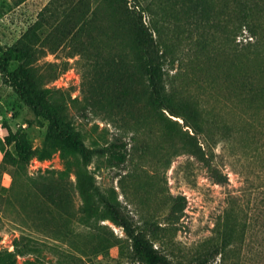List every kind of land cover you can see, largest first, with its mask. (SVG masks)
Masks as SVG:
<instances>
[{"label": "rangeland", "instance_id": "rangeland-1", "mask_svg": "<svg viewBox=\"0 0 264 264\" xmlns=\"http://www.w3.org/2000/svg\"><path fill=\"white\" fill-rule=\"evenodd\" d=\"M197 2L156 0L166 10L143 16L167 28L173 101L161 108L150 103L151 58L129 23L134 0H0V50L39 25L36 72L88 147L57 132L0 67V264H144L113 211L171 260L194 264L221 242L230 210L234 240L208 264H264V127H246L226 65L190 67L196 21L211 31L213 55L223 39L211 9L210 20H186L193 38L172 31L169 13ZM114 141L127 144L122 163L106 149Z\"/></svg>", "mask_w": 264, "mask_h": 264}, {"label": "trees", "instance_id": "trees-1", "mask_svg": "<svg viewBox=\"0 0 264 264\" xmlns=\"http://www.w3.org/2000/svg\"><path fill=\"white\" fill-rule=\"evenodd\" d=\"M134 1L135 9L128 12V18L133 35L144 42L142 50L151 58L146 65L150 103L154 107L167 108L173 101L164 79L163 56L165 47L168 46L167 28L162 21L154 19L151 21L153 27L150 29L143 20L147 11L155 14L160 13L156 8L161 7L163 12L166 8L164 5L156 6V0H151L147 4L142 0ZM210 9L212 18L218 19L217 22L214 21L217 32H223L221 46L216 49L214 55L208 49V37L211 31L207 29L206 23L195 22L196 30L200 32L197 39L193 38L195 27L191 29L186 25V20L197 16L198 13L203 20L207 17L210 20L211 16L208 12ZM139 16L140 20L137 19ZM169 16L173 19L172 31L176 33L175 35L181 37V34L186 33V39H195L193 42L195 56L190 61V67L204 68L203 66L206 67L207 64L217 62L216 69L220 71L226 65L232 89L246 105L244 113L246 127L249 130L264 127V0H203L202 3L198 0L196 5H189L184 12L175 9L169 13ZM240 36L242 39L239 40ZM39 41V25L34 24L14 45L0 50L1 72L6 82L14 86L23 99L44 114L57 132L73 138L76 146L86 153L87 145L59 119L55 107L48 98V89L43 88L41 77L36 72L35 62ZM13 63L16 64L15 67ZM126 148L127 144L124 141H114L106 147L118 163L126 160ZM113 214V218L133 239L135 252L144 264H179L171 260L142 231L137 230L130 220L121 217L117 211H113ZM221 226L219 232L222 239L214 245L213 252L224 254L227 246L234 240L236 232L234 213L231 210L226 214ZM210 254L194 264H208Z\"/></svg>", "mask_w": 264, "mask_h": 264}]
</instances>
